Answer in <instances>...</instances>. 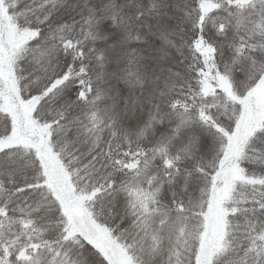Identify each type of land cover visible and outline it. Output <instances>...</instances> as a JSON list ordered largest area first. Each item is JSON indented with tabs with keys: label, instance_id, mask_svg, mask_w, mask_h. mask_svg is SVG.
<instances>
[{
	"label": "snow or ice",
	"instance_id": "6c2138e0",
	"mask_svg": "<svg viewBox=\"0 0 264 264\" xmlns=\"http://www.w3.org/2000/svg\"><path fill=\"white\" fill-rule=\"evenodd\" d=\"M0 264H264V0H0Z\"/></svg>",
	"mask_w": 264,
	"mask_h": 264
}]
</instances>
